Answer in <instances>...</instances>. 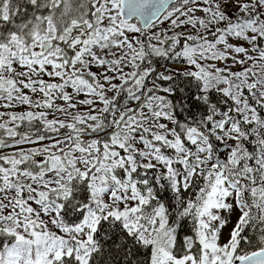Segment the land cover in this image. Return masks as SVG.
Instances as JSON below:
<instances>
[{"label": "snow or ice", "instance_id": "6c2138e0", "mask_svg": "<svg viewBox=\"0 0 264 264\" xmlns=\"http://www.w3.org/2000/svg\"><path fill=\"white\" fill-rule=\"evenodd\" d=\"M0 264H264V0H0Z\"/></svg>", "mask_w": 264, "mask_h": 264}]
</instances>
